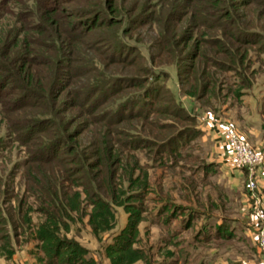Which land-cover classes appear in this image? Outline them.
<instances>
[{
	"label": "rangeland",
	"instance_id": "obj_1",
	"mask_svg": "<svg viewBox=\"0 0 264 264\" xmlns=\"http://www.w3.org/2000/svg\"><path fill=\"white\" fill-rule=\"evenodd\" d=\"M21 1L25 5L0 0V49L11 54L0 53V74L23 50L10 46L18 31L37 21L28 11L31 0ZM192 2L177 18L169 12L175 0H112V10L107 0H51L79 28L57 108L78 133L70 152L60 147L54 158L34 159L46 149L44 155L51 154L56 135L22 136L19 116L31 115L8 102L16 89H0V257L8 264H53L41 227L49 253L61 246L66 256H77L74 264H112L106 248L131 209L137 233L119 264L257 260L240 212L246 170L231 171L207 126L211 114L213 124L234 126L264 155V0H237L231 8L233 28L246 31L247 42L228 37V21L207 0ZM132 3L138 6L128 9ZM94 13L97 21L113 17L116 23L85 32ZM51 27L40 34L45 42L55 38ZM36 66L37 83L49 84L50 70ZM128 79L140 84L127 85ZM150 85L156 90L144 99ZM86 87L98 88V103L71 104ZM138 108L148 110L146 116ZM118 113L124 116L119 122L105 121ZM171 136L177 139L167 148L153 145ZM96 143L102 155L91 168ZM262 175L264 194V168Z\"/></svg>",
	"mask_w": 264,
	"mask_h": 264
},
{
	"label": "trees",
	"instance_id": "obj_2",
	"mask_svg": "<svg viewBox=\"0 0 264 264\" xmlns=\"http://www.w3.org/2000/svg\"><path fill=\"white\" fill-rule=\"evenodd\" d=\"M16 1V0H15ZM209 2V6L214 7L216 10V14L228 21L230 28L227 30V35L233 36L236 38L237 41L241 40L242 42H247L251 38H246V35H244L246 31L241 30L238 34L235 32L237 29L236 27L233 28L234 21L230 20V12L231 8H237L236 5L238 4L237 0H207ZM263 1V0H262ZM22 5H25L21 0H17ZM51 0H31V7L30 10L28 8V11L33 15V18L36 17L37 21L32 24L28 30L25 29V27H22L18 33L16 34V37H14V40L12 41V44L10 46H14L15 44H19L20 46H23L22 52L18 54V57L12 61V64H9L6 68H4V72L0 74L2 76V82H0V89L4 88L7 84L12 86L14 89H16L18 92H13L12 96L7 99L8 102L12 103L13 107L19 108V109H28L26 112L29 113L31 116H22L19 117L22 118V122L20 123V129L23 131L22 136L28 137L31 133V131H48L54 133L56 143V147L52 148V152L49 156H45L47 149L40 154V156H35L34 159L41 160L45 159L46 161L49 158H54L57 154V151L60 147H65L66 152H70L74 147V141L75 137L78 132L69 130V125L71 121L69 120H63V116H60L63 110H57L58 103H60V99L58 98L60 91L62 90V84L61 81V75L64 74V71H68L72 66H70V63L72 59L70 56H68L72 51V46L79 38V28L77 27L76 23L73 22L70 18V14L67 15L64 12L59 13V7L58 4H51ZM112 0H107L106 6L109 10H112ZM133 3L128 6V9H132ZM138 4H135V7H137ZM172 6V3H171ZM193 6L192 0H175L174 6L170 7L169 12L171 14H174L177 16V18L180 17L183 10L185 8ZM133 7V8H135ZM26 10V9H25ZM168 12V13H169ZM20 14V13H19ZM101 14V11H100ZM99 14V15H100ZM24 15V14H23ZM102 15V14H101ZM62 18L65 20V28L61 26L59 29V18ZM98 15L95 13L92 15V18L90 20V24H88L85 28V32L90 30L92 27L100 26L105 23V25H111L115 24L116 20L113 17L103 19L101 16H99V21H97ZM63 23V21H62ZM52 26V27H51ZM32 27V28H31ZM51 27V30L55 31L56 34H54L53 37L49 41L45 42L42 37H40V34L47 33L48 28ZM32 29V30H30ZM74 31V32H73ZM52 37V36H50ZM62 40V43H58L57 40ZM64 39L68 40L64 42ZM61 42V41H60ZM58 43V44H57ZM3 47L5 48L7 46V40H5L2 43ZM39 47V48H38ZM40 47H42V50H40ZM0 53L3 57L6 59H11V54L6 51L3 52V48L1 47ZM42 54L45 56L44 60L39 59V55ZM64 55V56H62ZM242 55H240L239 60L242 58ZM0 59L1 56H0ZM44 64L45 69H47L50 72V75L53 76L51 82L47 85H43L42 83L36 81V74L37 71V64ZM200 78V77H199ZM135 79H128L127 85L131 86H137L140 84V82H135ZM35 83L38 84V87L35 86ZM205 83V82H204ZM96 86L100 85L98 83L94 84ZM92 85V86H94ZM90 86V87H92ZM106 86V85H104ZM90 87H86L84 93L82 94L81 98L79 100L72 99L71 104L76 105H83L87 106L89 108H93L96 103H98V97L97 92L99 91L98 88L95 90H91ZM204 87L203 85L201 86ZM155 86H147L144 88L143 96L145 97H151L153 94V91ZM118 89V88H117ZM115 89V91L117 90ZM201 90V89H200ZM12 91V90H11ZM189 93H192L191 90H189ZM94 95V96H93ZM75 100V101H73ZM140 99H135L132 101V105H136ZM73 101V102H72ZM144 104L147 106V108L151 109V102L148 100H145ZM132 109V108H131ZM148 110H141L138 108V114H141L146 116ZM133 115V112H132ZM124 116L121 114L118 115H110L109 120L110 123L119 122L121 119H123ZM49 126V127H48ZM48 127V128H47ZM185 131L186 129L183 128ZM175 136V135H174ZM171 136L168 137L164 142L162 141V144H153L156 145V149H160V147H166L167 144L172 139H177L176 137ZM23 137V138H24ZM165 143V144H164ZM152 144V143H151ZM162 145V146H161ZM166 145V146H165ZM165 149V148H162ZM172 150V148H171ZM93 153L98 158L96 161H94L90 166L92 167H99L100 159L99 155H102V152H99V146L98 143L95 144V148L93 150ZM100 153V154H99ZM45 157V158H43ZM101 164H104L103 160L101 161ZM130 208L133 207V205H127ZM165 206L163 209H166ZM136 215L137 210L131 209V211L128 213L127 218L125 220V223L122 227L119 228V230L112 236V243L109 244L106 248L107 255L111 258L112 264H119L121 261V255L122 252L126 249L127 246H129L134 240L137 233V226H136ZM221 228V227H220ZM42 231V227L38 230V235L43 239L45 242L43 243V250L44 254L49 257L50 263H62V264H74L76 260L78 259L76 255L73 256H66L62 253L61 246L58 248H55V252L49 253V247L46 246L47 241H49V238L45 235H41L40 232Z\"/></svg>",
	"mask_w": 264,
	"mask_h": 264
},
{
	"label": "built area",
	"instance_id": "obj_3",
	"mask_svg": "<svg viewBox=\"0 0 264 264\" xmlns=\"http://www.w3.org/2000/svg\"><path fill=\"white\" fill-rule=\"evenodd\" d=\"M215 125L220 129L224 139L225 155L229 165L246 170L240 212L258 252L255 261L238 260L224 264H264V194L259 183L264 168V155L234 126L225 123Z\"/></svg>",
	"mask_w": 264,
	"mask_h": 264
},
{
	"label": "crops",
	"instance_id": "obj_4",
	"mask_svg": "<svg viewBox=\"0 0 264 264\" xmlns=\"http://www.w3.org/2000/svg\"><path fill=\"white\" fill-rule=\"evenodd\" d=\"M209 118L213 119V120L209 121V123H208V126H207L208 132H210L209 134H211V137L214 140V147L217 149V153H219V155H221L224 158L225 154H226L225 153V144L223 142L224 140H223L222 135L220 133V129L215 124H213L214 123L213 121H214L215 117L210 114ZM209 118H208V120H210ZM229 168H231V171H234V167H231L229 165ZM262 178H263V175L260 174L259 183L262 182V180H263ZM245 234L246 235L249 234V230L248 229H247V232ZM249 237H251L250 234H249ZM223 263H225V262H223ZM0 264H8V263H7V260H5L4 258L0 257Z\"/></svg>",
	"mask_w": 264,
	"mask_h": 264
}]
</instances>
